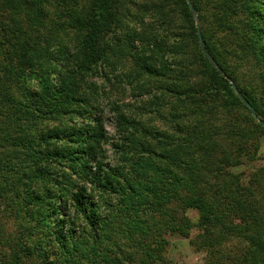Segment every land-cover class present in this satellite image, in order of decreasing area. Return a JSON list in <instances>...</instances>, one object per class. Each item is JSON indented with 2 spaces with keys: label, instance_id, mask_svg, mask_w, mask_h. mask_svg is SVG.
Returning <instances> with one entry per match:
<instances>
[{
  "label": "trees",
  "instance_id": "obj_1",
  "mask_svg": "<svg viewBox=\"0 0 264 264\" xmlns=\"http://www.w3.org/2000/svg\"><path fill=\"white\" fill-rule=\"evenodd\" d=\"M132 2L94 0L89 8L85 0H0V98L7 120L4 139L16 150L32 151L31 180L37 182L30 187L32 192L36 191L35 202H26L27 229L32 237L53 243L50 250L55 247L64 257H70V264H173L167 248L169 236L176 234L189 238L194 249L212 254V264H217L213 261L217 246L229 239L231 230L223 216L224 204H218L210 194L217 183L214 166L218 163L211 153L215 140L210 133L203 129L187 134L180 142H169L175 153L180 154V148L184 155L171 156L165 149L161 157L164 164L153 174L140 172L136 166L141 155L132 148V160L121 169L124 173H117V178L113 177L115 172L102 176L100 169L90 166L96 159L99 118L94 117L93 100L82 95L80 83L86 81L87 73L104 63L110 48L106 36L112 37L111 48L117 45L116 39L125 37L124 48L142 43L133 47L139 53L138 66L143 71L152 73L156 64L161 75L167 70L169 73L171 68L164 65L167 54L189 57L188 60L194 56L197 64L202 65L203 81L193 87L188 81L181 82V90L175 91H185L177 95L181 107L191 116L206 118L205 108L198 105L208 107L211 100H221L214 104L216 110L221 103L235 110L245 107L249 118L264 129V109L235 81L256 111L252 112L234 90L230 81L234 78L220 57L213 28V23L222 28L223 48L229 49L233 44L241 53L253 54L263 61L264 0H191L193 10L188 0L146 2L155 22L149 30L141 29L146 18L140 13L131 26L128 16ZM96 5L99 11L93 14ZM174 14L178 17L174 18ZM173 30L179 32L171 45L166 33ZM185 69L189 68L182 66L180 73ZM171 85L177 87L175 83ZM209 94L213 95L210 102L204 97ZM119 118L120 127L124 125L131 136H135L131 128L142 131V136L151 135L144 128L140 130L138 122L124 115ZM77 119L85 124L77 127ZM33 120L39 124L24 131L25 121ZM43 120L57 121L58 125L40 127ZM52 141L62 142V147L51 149L48 146ZM203 146L206 155L199 152ZM143 151L149 159V150ZM202 173L207 182L201 180ZM75 177L92 182V190ZM236 191L242 193L239 187ZM190 209L199 214L197 224L187 215ZM149 212L161 218H140ZM194 227L200 232L193 239L190 232ZM244 239L264 258V242L260 238ZM42 244H14L5 264H28L27 259L35 254L43 259L45 253L58 255L55 250L44 251ZM246 255L245 251L243 259Z\"/></svg>",
  "mask_w": 264,
  "mask_h": 264
},
{
  "label": "rangeland",
  "instance_id": "obj_2",
  "mask_svg": "<svg viewBox=\"0 0 264 264\" xmlns=\"http://www.w3.org/2000/svg\"><path fill=\"white\" fill-rule=\"evenodd\" d=\"M153 1L133 0L132 4H129L131 14L128 18L133 22H130L131 26L136 23L135 16L139 13L146 18V23L141 29L149 30L152 24H155L151 20L152 13L147 11L149 5L146 4V2L152 4ZM85 2L90 8L94 0H85ZM97 11L99 10L96 5L91 12L96 14ZM172 16L178 17L176 14ZM196 18L199 20L198 17ZM198 24L200 25L199 21ZM213 28L220 57L223 62H226L227 69L234 78L230 81L232 83L235 81L251 93L264 109V60L258 61L253 54L241 53L233 44L229 49L223 48L220 45L224 43L225 34L218 24L213 23ZM161 31L164 32L163 28ZM177 32L179 31L173 30L171 33H166L169 44L172 45L171 40ZM182 32L185 33V30L182 29ZM111 38L110 34L106 36L110 48L106 52V57L104 56L105 64L103 63L92 73H87L86 81L80 83L82 95L85 94L93 100L96 108L94 117L99 118L98 123H100L96 159L90 166L100 169L102 176L115 172L113 177L117 178L116 174L123 172L122 167L128 166L133 158L132 148H136L143 158L137 160L140 164L136 167L140 168V172L146 171L153 174L164 164L161 157L165 149L171 156L184 155L180 148H177L180 154L175 153V147L168 146L169 142H180L187 138V134L206 129L215 140L211 153L218 161L214 166L217 183L213 184L210 194L218 204H224L223 216L231 230L229 239L217 246V259L215 257L213 261H218L217 264H242L244 260L245 264H264V258L256 254L244 239L245 236H256L264 242V129L249 118L245 107L235 110L226 105L224 107L221 103L216 110L214 104L217 105V102L221 100L212 101L211 94L204 95L206 100L209 102L211 100L208 107L198 105V108L202 110L205 108L206 118L191 116L192 114L188 111L185 112V109L181 107V99L178 97L185 91L177 93L175 91L181 90L179 89L181 82L186 84L188 81V84L193 87L204 79L203 67L197 64L194 56L188 60L189 57L179 58L177 55L167 54L164 57L166 60L164 65L171 70L169 73L167 70L163 76L156 64L153 66L151 63L154 69L152 73L143 71L138 66L141 60L133 46L139 47L142 43H132L129 48H124L125 37H122L120 40L116 39L114 42L117 45L111 48L113 45ZM68 39L70 41V34ZM114 60L116 61L113 62ZM182 66L189 69L180 73ZM171 83L177 84V87H173ZM196 86L195 90H197ZM1 100L0 98V104H2ZM4 108L3 104L0 105V264H5L9 260L11 246L20 242L22 244L40 242L43 243L44 251L58 252V255L53 256L45 253V259L35 254L27 259L28 264H70V257H64L63 253L55 247L50 250L53 243L50 245L49 242H44L46 238L29 235L28 203L26 202L30 200L35 202L36 191L32 192L30 187H35L37 184L36 181L31 180L34 176L31 166L32 151H28L27 148L16 150L7 139H4L7 130ZM198 108L194 107L193 110L197 111ZM183 114H185L184 117H182ZM120 115L126 116L130 121L138 122L140 130L144 128L151 135L142 136V131L136 132L133 128L130 132L133 131L135 136H131L129 132L126 133L124 125L120 127ZM25 122L27 127L24 131L26 132L32 127L31 125L36 127L35 124H39L34 123V120ZM43 122L40 123V127L53 128L58 125L57 121L51 123L43 120ZM76 124L80 127L85 123L84 120L77 119ZM129 140L132 141L131 148L128 147L131 146L128 144ZM48 147L51 149L62 147V142L52 141ZM144 149L149 150V159ZM199 152L208 154L204 146ZM75 178L92 190V182ZM201 180L207 182L203 173ZM238 187L242 191L241 194L236 191ZM187 215L192 222L198 223L197 210L190 209ZM140 218L151 220L161 217L149 212L144 213ZM199 232L200 229L194 227L190 232V238H196ZM218 233L221 235L222 232L219 230ZM169 240L167 256L173 264H212L213 255L204 249H194L189 243V238L176 234L170 235ZM245 251L247 255L243 259Z\"/></svg>",
  "mask_w": 264,
  "mask_h": 264
},
{
  "label": "water",
  "instance_id": "obj_3",
  "mask_svg": "<svg viewBox=\"0 0 264 264\" xmlns=\"http://www.w3.org/2000/svg\"><path fill=\"white\" fill-rule=\"evenodd\" d=\"M188 3H189V5H190V7H191V10H193L194 8H193V5H192L191 0H188ZM197 26H198V36H199V40H200V42L202 43V42H203V37H202V33H201V30H200V27H199L198 22H197ZM233 88H234V90L236 91V93L242 98L243 103H244L247 107H249V109H250L252 112H255L256 109L252 106V104H251L249 101H247V100L243 97L242 93L239 91V89L237 88L236 84H234V83H233Z\"/></svg>",
  "mask_w": 264,
  "mask_h": 264
}]
</instances>
